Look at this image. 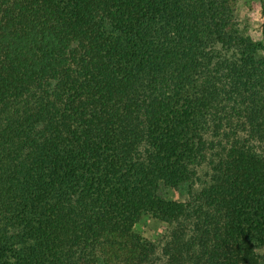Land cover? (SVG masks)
<instances>
[{
    "label": "trees",
    "instance_id": "1",
    "mask_svg": "<svg viewBox=\"0 0 264 264\" xmlns=\"http://www.w3.org/2000/svg\"><path fill=\"white\" fill-rule=\"evenodd\" d=\"M241 1L0 0V264H264Z\"/></svg>",
    "mask_w": 264,
    "mask_h": 264
},
{
    "label": "rangeland",
    "instance_id": "2",
    "mask_svg": "<svg viewBox=\"0 0 264 264\" xmlns=\"http://www.w3.org/2000/svg\"><path fill=\"white\" fill-rule=\"evenodd\" d=\"M260 8L261 0H242L236 18L240 27L244 29L246 34L253 37L256 41L264 42ZM136 230L146 238L153 239L164 231V228L161 224L153 220L147 224H139Z\"/></svg>",
    "mask_w": 264,
    "mask_h": 264
}]
</instances>
